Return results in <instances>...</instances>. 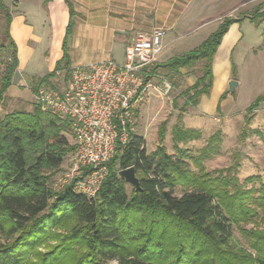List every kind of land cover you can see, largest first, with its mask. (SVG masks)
Returning <instances> with one entry per match:
<instances>
[{"label":"trees","instance_id":"obj_1","mask_svg":"<svg viewBox=\"0 0 264 264\" xmlns=\"http://www.w3.org/2000/svg\"><path fill=\"white\" fill-rule=\"evenodd\" d=\"M65 3L70 22L64 56L53 72L32 81L35 86L49 83L60 70L68 76L71 68L67 40L76 13L71 0ZM0 13L7 43L0 45L5 55L2 61L0 57L4 68L1 109L19 59L10 31L11 9L3 0ZM258 17H264V12L249 20L254 23ZM243 19L225 18L198 48L155 65L145 85L159 68L179 74L201 63L202 77L183 92L186 101L181 111L196 107L213 87L214 57L224 36ZM226 96H221L220 103ZM263 103L264 95L246 114L253 115ZM68 133H72L70 121L45 113L37 105L32 113L12 111L0 116V264H264V183L260 177L244 182L236 176L212 177L202 165L206 150L196 159L201 176L194 177L182 160L187 153L176 159L159 146L149 154L144 138L132 133L127 145L118 144L106 165L108 176L101 190L89 199L72 186L53 188V176L76 150ZM178 133L182 141L199 135L176 127V139ZM215 140H219L216 135ZM132 166L142 190L132 187L128 193V184L118 173ZM179 183L191 188L180 198L174 196ZM234 229L244 244L235 241Z\"/></svg>","mask_w":264,"mask_h":264},{"label":"rangeland","instance_id":"obj_2","mask_svg":"<svg viewBox=\"0 0 264 264\" xmlns=\"http://www.w3.org/2000/svg\"><path fill=\"white\" fill-rule=\"evenodd\" d=\"M3 1L10 7L13 0ZM244 3L242 11L236 12L235 15L232 14L233 17L239 19L246 18L241 22V34L244 38L235 50L228 52L229 49H224L226 56L228 53V58L226 57L224 61V56L221 55L224 51L219 54L220 48L218 49L214 57V87L204 100L208 103L203 108L201 106L189 107L186 111H181L186 101L182 94L195 84L198 78L202 77L203 64L197 63L191 68L182 69L179 74H171L159 68L155 78L150 80L149 85L151 86L140 104L134 134L144 138L145 148L149 154L159 146L165 147L167 153L176 159H179L182 153H187L188 157L182 158V160L194 177L201 176L196 159L200 158L203 151L206 150L202 165L206 173H210L212 177L236 176L241 182L252 177H260L264 183V103L253 115L246 114L248 107L257 98L264 95V17H258L257 22L254 23L249 20V17L264 12V0H250ZM262 4L263 6H261ZM217 9H208L206 15L203 13V9H197L196 16L194 14L188 16L191 18H187V21L191 20L192 23L183 30L186 32L183 34V37H187L186 41L184 44H178L179 47L172 51H165L157 65H162L173 56L181 55L198 47L206 40L216 29L218 22L221 24L229 16H221L220 19L213 18L208 22L214 21L215 23L210 22L198 28H195L194 25H198L208 16L216 15L219 12ZM4 25V19L0 13V45L5 43L3 40ZM5 44L7 45V43ZM125 52L126 50L123 58L122 54L118 58H122L118 63L124 62ZM0 57L1 61L5 59V55L1 52ZM40 65H43V59L38 60L36 69H29L28 72L34 76L44 75L48 71V67L40 68ZM3 69V65L0 64V75ZM228 71L232 72L230 81L235 80L241 86L233 94L228 93L227 86V97L221 104L220 111H217L220 88ZM13 85H16L15 76ZM14 89L7 92L6 101L0 109L1 117L12 111L32 113L36 107L32 100L31 90L24 92L27 99L24 98L16 102L13 95ZM176 127L185 132L198 131L199 135L195 139L182 141L180 133H178L176 139ZM161 132H163L162 140ZM215 135L219 140L214 142L212 138ZM66 137L71 146H75L73 134L68 133ZM73 155L74 152L66 157L61 169L53 176V182L70 168ZM255 185L258 186L257 183ZM248 186L253 185L250 183ZM131 190L132 186L128 184V193ZM190 191L191 188L179 183L174 190V196L180 198ZM233 234L237 243L244 244L236 229L233 230ZM110 264L116 263L111 262Z\"/></svg>","mask_w":264,"mask_h":264},{"label":"crops","instance_id":"obj_3","mask_svg":"<svg viewBox=\"0 0 264 264\" xmlns=\"http://www.w3.org/2000/svg\"><path fill=\"white\" fill-rule=\"evenodd\" d=\"M71 1L76 15L74 17L73 33L67 40V48L71 67H77L89 66L106 60L121 62L124 51L135 41L139 33H151L155 28H164L166 35L163 39V50L157 58L158 63L165 51H172L179 47L178 44H184L187 37H183V34L186 33L183 30L192 23L191 20L187 21V18L190 19L191 17L188 16L191 14L196 16L197 9H203L205 15L208 9L211 8H218L219 12L214 16H208L207 19H203L198 25H194L195 28L214 22L208 21L217 17L220 19L221 16L239 19L233 17L232 14L235 15L236 12L242 11L241 8L245 5L244 2H249L250 0ZM10 9L13 17L10 31L18 49L19 59L18 71L14 75L16 85L12 84L10 89L15 88L13 95L16 102H18L24 98L27 99L24 92L26 90L30 91L29 88L32 86L34 79L42 78L53 72L56 64L63 58V47L70 22V13L65 0H13ZM218 25H220L219 22ZM218 25L212 33L218 29ZM241 26V24L237 23L230 27L219 47V54L224 49H229L228 52L235 50L241 43L244 38L241 34ZM191 30H194V28H191ZM190 51H186L183 54ZM121 54L122 58L118 59ZM221 55L224 56L223 61L226 57L228 58V53L226 56L225 51ZM39 59H43V65L39 67H48V71L44 75L34 76L28 71L38 67ZM231 74L232 72L228 71L227 76L223 80L219 100L224 92L227 93ZM206 97L208 95L201 97L197 106L203 108L208 103L204 101ZM224 101L225 99L221 103L219 101L217 108L220 103L221 109V104Z\"/></svg>","mask_w":264,"mask_h":264},{"label":"built area","instance_id":"obj_4","mask_svg":"<svg viewBox=\"0 0 264 264\" xmlns=\"http://www.w3.org/2000/svg\"><path fill=\"white\" fill-rule=\"evenodd\" d=\"M165 35L164 28L139 33L123 63L71 67L68 76L60 70L49 83L28 87L43 112L71 123L76 150L70 168L56 178L55 190L72 186L89 199L97 197L108 176L107 163L134 133L139 104L151 86L145 79L152 75Z\"/></svg>","mask_w":264,"mask_h":264},{"label":"water","instance_id":"obj_5","mask_svg":"<svg viewBox=\"0 0 264 264\" xmlns=\"http://www.w3.org/2000/svg\"><path fill=\"white\" fill-rule=\"evenodd\" d=\"M238 87L239 83L237 81H230L228 85V93L233 94ZM118 176L120 179L124 180L127 184L131 185L137 191L142 190L140 179L137 175V170L134 166L120 170Z\"/></svg>","mask_w":264,"mask_h":264}]
</instances>
